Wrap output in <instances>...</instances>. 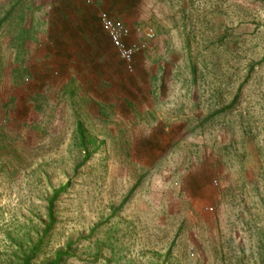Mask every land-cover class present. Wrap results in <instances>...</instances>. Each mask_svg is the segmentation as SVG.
<instances>
[{"label":"rangeland","instance_id":"obj_1","mask_svg":"<svg viewBox=\"0 0 264 264\" xmlns=\"http://www.w3.org/2000/svg\"><path fill=\"white\" fill-rule=\"evenodd\" d=\"M83 1L0 49V264H264V0ZM101 10L155 34L132 71Z\"/></svg>","mask_w":264,"mask_h":264},{"label":"crops","instance_id":"obj_2","mask_svg":"<svg viewBox=\"0 0 264 264\" xmlns=\"http://www.w3.org/2000/svg\"><path fill=\"white\" fill-rule=\"evenodd\" d=\"M83 3V0H0L2 11L4 8L6 10L4 13L1 12V16L6 14L8 18L6 26L0 30V49L6 48L7 62L14 64L13 69H17V65L23 67L46 60L49 51L44 42L55 41L56 44L58 42L60 44L64 41H59L60 35L61 39L70 36V33H66L65 22L73 19L80 23L89 21L87 15L82 12ZM2 39L4 41L1 42ZM154 103L142 102L135 110L140 113L143 111L146 113L145 110L154 111L156 110ZM137 114L132 113V118H136ZM166 130H169V127H166ZM151 132H154L153 128Z\"/></svg>","mask_w":264,"mask_h":264},{"label":"built area","instance_id":"obj_3","mask_svg":"<svg viewBox=\"0 0 264 264\" xmlns=\"http://www.w3.org/2000/svg\"><path fill=\"white\" fill-rule=\"evenodd\" d=\"M87 2L90 3L91 0H87ZM98 18L111 45L123 61L125 68L128 71H132L135 57L147 49L148 42L155 37V34L151 29H148L145 31L144 39L139 42H133L131 27L122 20L117 19L111 11L101 10L98 13Z\"/></svg>","mask_w":264,"mask_h":264}]
</instances>
